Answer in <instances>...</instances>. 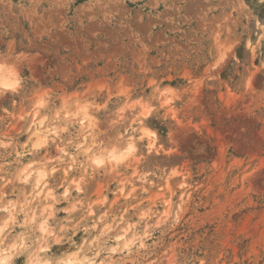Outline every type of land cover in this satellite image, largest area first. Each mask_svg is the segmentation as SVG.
Segmentation results:
<instances>
[{"label": "rangeland", "instance_id": "374dc122", "mask_svg": "<svg viewBox=\"0 0 264 264\" xmlns=\"http://www.w3.org/2000/svg\"><path fill=\"white\" fill-rule=\"evenodd\" d=\"M1 74L7 264H264V0H0Z\"/></svg>", "mask_w": 264, "mask_h": 264}, {"label": "bare ground", "instance_id": "6f19581e", "mask_svg": "<svg viewBox=\"0 0 264 264\" xmlns=\"http://www.w3.org/2000/svg\"><path fill=\"white\" fill-rule=\"evenodd\" d=\"M8 82H6V80L4 79L3 75L1 74L0 75V86H2V87L7 86L8 85L7 84ZM86 120H87L86 117L83 116V117L79 118L78 121H77L78 122V125L81 127L82 130L83 129L91 128V126L94 125L92 120L89 119V120H87V122H86ZM41 125H42V123H40V122L34 124V133H35L36 136H41V134H40ZM48 131H52L54 133V127L53 126H46L43 129V132H48ZM146 133H147V135H149L150 132H147L145 129H142L141 130V135H146ZM83 134L84 133H82V135ZM85 134H86V132H85ZM150 134L152 135V133H150ZM81 137H83V136H81ZM84 140L85 139L83 138V141ZM129 141H130V139H129ZM119 144H120V142H119ZM89 148L90 147H88L87 149H89ZM133 151H134V145L132 144V142L125 141V142H123V145H122L121 149H119V150L118 149L116 150L115 148H112V149H109V150L102 151V152H99V153L94 154L92 156V158H91V163L94 164V165L99 166V165L103 164L104 159H106L108 161V163H111V164L115 165V164H118V163L124 161L129 155H131L133 153ZM98 161H100V162L98 163ZM52 171H53V169H51V172ZM34 174L36 176H35V182L33 181L34 182V186L33 187L37 189V191L35 192V194H36V196H38V200H40L41 202L48 203V198L51 197V194L46 193V195H44L42 193L44 180H45V178H46L47 175H46L45 171L42 170V169L36 170L34 172ZM30 175H31V173H29V174H27V176H25L24 182H27V178ZM25 201H27V199ZM9 207L13 208V205H9ZM12 210L13 209L10 210V208H8V207H1L0 208V211L2 212V216L4 217V223L7 222L8 220H10L11 217L13 216V211ZM31 220H32V218H31ZM125 228H127V227H125ZM38 229L43 234L47 233L48 232V224H47V221L41 222L39 224V226H38ZM127 229H124L122 231L123 233L120 236H117L115 238V242H120L122 240H125V237L128 234V230ZM13 242H14L13 244H11V242L9 244L8 243H5L3 241L0 242V261H7L8 262L10 260L11 254H9L8 251L11 250L14 247V244L16 242L15 241H13ZM131 243H133V242H131ZM122 244H124V243H122ZM125 244H126V242H125ZM75 256H76L75 253L70 254L66 259H64V264H77L78 261H80V263H81V261H83V260H85V262L83 264H86V263L87 264H93V258H89V256L83 255L82 256V259H78L77 256L76 257ZM36 259H38V258H36ZM29 264H48V263L47 262L41 263V262H38L36 260L35 262L34 261H30Z\"/></svg>", "mask_w": 264, "mask_h": 264}, {"label": "clouds", "instance_id": "9594fccd", "mask_svg": "<svg viewBox=\"0 0 264 264\" xmlns=\"http://www.w3.org/2000/svg\"><path fill=\"white\" fill-rule=\"evenodd\" d=\"M100 161H98L99 163ZM0 264H7V261H0Z\"/></svg>", "mask_w": 264, "mask_h": 264}]
</instances>
